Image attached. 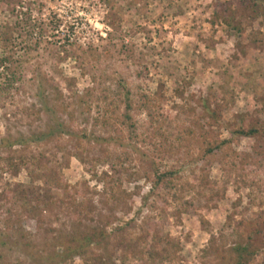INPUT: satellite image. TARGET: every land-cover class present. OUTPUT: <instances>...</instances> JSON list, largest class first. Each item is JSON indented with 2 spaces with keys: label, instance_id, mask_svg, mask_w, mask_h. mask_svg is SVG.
Masks as SVG:
<instances>
[{
  "label": "rangeland",
  "instance_id": "374dc122",
  "mask_svg": "<svg viewBox=\"0 0 264 264\" xmlns=\"http://www.w3.org/2000/svg\"><path fill=\"white\" fill-rule=\"evenodd\" d=\"M0 264H264V0H0Z\"/></svg>",
  "mask_w": 264,
  "mask_h": 264
},
{
  "label": "trees",
  "instance_id": "16d2710c",
  "mask_svg": "<svg viewBox=\"0 0 264 264\" xmlns=\"http://www.w3.org/2000/svg\"><path fill=\"white\" fill-rule=\"evenodd\" d=\"M7 68V67H6ZM8 69V68H7ZM118 92L119 93H121V91H120V89H119V86H118ZM144 99H146V98H144ZM124 101H125V103H126V105H127V110H128V112H127V114L124 116L127 120H130L131 119V116H130V111H131V109L133 108V106L135 105V104H137L138 103V101H134V100H132V98H131V96L129 95V93H128V95H125V98H124ZM139 106H140V108H143L144 110H146L148 113V117L150 118V128H154L155 127V129H160L161 127L160 126H158V125H161V123H160V121L159 120H157V119H155L156 117V113L154 112V111H152L150 108H148V107H146V105H145V103L144 102H140L139 103ZM156 124H158V125H156ZM256 130H242L241 131V134L242 135H245V136H250L253 132H255ZM22 143H24V141H21ZM158 177V182L160 183V182H162L163 180H164V175H157Z\"/></svg>",
  "mask_w": 264,
  "mask_h": 264
}]
</instances>
